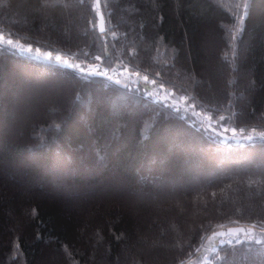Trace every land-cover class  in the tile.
<instances>
[{
  "label": "trees",
  "instance_id": "16d2710c",
  "mask_svg": "<svg viewBox=\"0 0 264 264\" xmlns=\"http://www.w3.org/2000/svg\"><path fill=\"white\" fill-rule=\"evenodd\" d=\"M101 6L105 33L98 31L94 0H0V33L85 66L99 62L137 70L174 89L172 102L185 95V110L174 112L144 98L136 83L130 89L0 43L1 69L7 68V61L17 62L44 79L73 82L80 101L98 100L88 111L84 103L63 108V118L37 116L28 125L29 137L2 140L0 159L22 160L39 151L44 170L55 150L64 149L77 164L86 152L91 159L102 158L103 173L115 172L130 187L149 188V181L161 176L188 177L192 155L173 151L181 143L183 148L205 147L209 158L231 162L230 170L191 187L178 206L161 210L157 220L150 222L153 236L163 241V246L151 250L159 258L155 263L150 261L152 253L142 247L144 238L137 237L142 225L121 210V203L109 215L98 212V225L88 220L80 226L55 202L31 205L29 192L21 198L19 188L13 192L4 188L6 194L0 190V264H40L50 253L62 256L66 264H176L177 257L192 264L216 241L213 233L238 224L254 226V239L222 247L209 264H264V232L260 230L264 227V173L245 163L252 154L264 159V138L247 139L253 128L264 131V0H101ZM211 36L217 43L213 54L219 58L222 81L209 87L201 72L207 71L203 46ZM1 82L0 78V128L5 101ZM137 87L141 90V85ZM95 90L100 94L97 98ZM102 98L125 107L106 105L99 101ZM134 105L139 107L137 112ZM193 109L243 129L242 136L224 137L219 128L203 125ZM207 155L197 156L204 168L209 166ZM157 156L165 162L148 171L149 161ZM5 176L0 181L14 185ZM83 180L77 176L73 182L79 185ZM16 197L21 198L17 211L23 205L27 208L21 221L12 217ZM257 235L262 236L260 242ZM137 242L141 252L136 250Z\"/></svg>",
  "mask_w": 264,
  "mask_h": 264
},
{
  "label": "rangeland",
  "instance_id": "374dc122",
  "mask_svg": "<svg viewBox=\"0 0 264 264\" xmlns=\"http://www.w3.org/2000/svg\"><path fill=\"white\" fill-rule=\"evenodd\" d=\"M80 20L81 15H79V21ZM9 40L12 41L11 44L7 43ZM15 42V40L13 41L10 38H6L0 33V43L13 47L22 54L33 55L36 58L44 60H55L64 64V59L60 58L58 60L56 59V55L49 56V51L43 52L31 45ZM216 44L215 37L211 36L206 40L203 46L205 55H207L205 60V68L207 71L201 72V76L205 79L209 87L217 86L221 84L222 81V69L217 66V59L219 58H214L215 54H213L215 46L217 47ZM217 57H219V55ZM7 64V68L1 69L0 66V78L2 80L1 91L3 93L2 96L5 98V101L2 102L3 107L1 109L4 114V120L0 128V145L2 140H16L25 135L29 137L31 128L28 125L33 119H36L37 116H43V120L44 118L46 119L47 115H49V118L51 116L53 118H63V110L65 108L69 109V107H75L84 103L83 109L88 111V106L98 101L93 98L91 100L80 101L79 98L76 97L73 91L74 89L72 90L74 83L71 81L62 78L44 79L38 76V73L32 72L33 69L17 62L7 61ZM75 67L84 69L77 64H75ZM126 86L130 89L134 88L133 85ZM98 89L99 87L96 90L98 91ZM96 90L93 93L95 98L101 93V89H99V93ZM137 92H141L142 94L145 93L139 89ZM243 94L246 99L245 101L248 102V95H246V93ZM121 98L122 96H120V99ZM99 101L109 106L112 105L118 109L125 107L124 104L119 106L117 100L110 102L106 98H102L99 99ZM133 110L137 112L139 107L134 105ZM196 115L201 119L203 125L211 129L219 128L220 130H218V132L224 137L237 139L225 132L227 129L235 133L232 131L233 128L229 124L219 123L210 113H205L201 109H198ZM77 117L82 120L80 114H76V118ZM222 118L223 117H218V119ZM225 126H229L230 129ZM178 131L180 132V130ZM182 133L181 131L180 134ZM257 133L259 132L256 131L254 133L250 131L247 134L252 136L257 135ZM193 141L195 142V140ZM182 145L181 143H179V145L177 144V148H174L173 151H181L183 153L187 151L192 155L191 162L187 167L186 175L188 177L186 176V179L175 176H161L154 179V181L150 180L149 188L144 185L137 188L133 186L130 187V185H127L126 181L115 172L103 173L105 170V163L102 161V158L99 159L98 157V159H91L88 155L86 156V152H83V160L81 158L82 161H79L80 164H77L73 156H69L64 149H60L54 151V156L50 165L44 170L42 156L39 151L31 152L22 160L11 161L0 159V178L7 175V177H5L8 179L10 178L9 183L15 181L14 185L8 184V180L5 181V184L3 181H0V190L6 194L4 188H7L8 192L11 189L13 192L16 188H19L22 193L20 195L21 198L23 195L27 196V192H29L31 205L46 200L55 202L56 205L61 208L60 210H62V213L70 214L71 220H78L77 224L80 226L88 220H94V223L98 225L99 219H97L96 216L98 212H104L105 215H109L112 207L114 206L117 208V205L121 203V210L125 209L124 211L129 213L136 222L142 225V232L138 233L139 236L137 237L138 239L139 237L144 238L141 240V244H143L142 247L145 251L148 250L151 252L152 249L163 246V241L158 239V236H153L155 234L150 226L151 221L154 223V221L157 220L155 216H159L163 209H168L176 205L178 206L179 201H183L184 193L188 192L191 187H197L198 183L201 181L209 182L215 176H218L221 171L227 170L229 172L230 170L227 167L231 162L223 161L221 158H209L205 147L189 145L183 148ZM205 154L207 155L206 160L209 161L208 168H204L203 163L199 161L197 157L198 155L201 157ZM245 159L246 164L252 163L256 171L264 173V159L253 154L247 156ZM165 160L160 156H157V158L153 157L149 161V168L147 170L153 172V165L155 164L157 167H162ZM212 161L214 162L212 163ZM8 169H11V171ZM10 174H12V177H9L11 176ZM77 176L82 177L84 182L76 185L73 181ZM18 197H16L12 203V205L17 204L12 217L21 221V219L26 217L27 208L23 205V207L20 206V211H17L16 207L21 200V198L20 200L17 199ZM151 211L154 214L150 215ZM143 217H145L146 220ZM145 234L150 235L148 240L145 238ZM229 240L231 239L229 238ZM139 245L140 243L137 242L136 250L138 249V251L141 252L142 249H140ZM151 253L150 261L152 263L157 262L159 260L156 256L157 252L152 251ZM204 255L205 252L203 255L201 254V257ZM201 257H197L192 264L198 261L201 262ZM40 264L66 263L62 256L60 257L57 254L50 253L43 257Z\"/></svg>",
  "mask_w": 264,
  "mask_h": 264
},
{
  "label": "snow or ice",
  "instance_id": "6c2138e0",
  "mask_svg": "<svg viewBox=\"0 0 264 264\" xmlns=\"http://www.w3.org/2000/svg\"><path fill=\"white\" fill-rule=\"evenodd\" d=\"M244 7H245V15H247V8H248V5L245 4ZM241 19H242V17H241ZM7 43H8V44H11L12 41L9 40V41H7ZM48 55L51 56V53H49ZM56 59L59 60L60 57L58 56V57H56ZM97 59H99V57H97ZM96 74H97V75H101V76H106V75H107L106 72H98V73H96ZM135 74H136L137 76L140 75L139 72H136ZM143 79H144L145 81H148L149 78H148L147 75H145V76L143 77ZM116 82L119 83L120 81L117 80ZM151 83L155 84L156 81L153 80V81H151ZM161 87H163V85H161ZM232 131L235 132L236 129H232ZM241 131H243V129H241ZM252 132L255 133V132H256V129L253 128V129H252ZM257 135H258L260 138H264V131H260L259 133H257ZM247 139L252 140L253 138H252L251 136H249ZM260 230H261V232H264V227H261ZM229 231H230V232H233V233H240V232H244L245 230H244L243 228H238V229H230ZM213 234L216 235V233H213ZM219 235L223 236V235H225V233H219ZM246 238H247V239H254L253 236H251V235H247V234H246ZM228 242L231 243V241H228ZM176 264H184V261H183L182 259H180L179 257H177V259H176Z\"/></svg>",
  "mask_w": 264,
  "mask_h": 264
},
{
  "label": "water",
  "instance_id": "95a60500",
  "mask_svg": "<svg viewBox=\"0 0 264 264\" xmlns=\"http://www.w3.org/2000/svg\"><path fill=\"white\" fill-rule=\"evenodd\" d=\"M97 3H98V6H100V2H99V0H97ZM101 13H102L101 11L98 12V16H99L100 18H99V21L97 22V27H98V29H99V32L103 33V32L106 31V27H105V19H104V17L102 16ZM238 228H243V229L245 230V228H244L243 226L229 227V228H227V229H225V230H220V231H218V232L216 233V236H218V237H223V236H226L227 234H233V235H236V234H238V233H233V232H230L229 230H230V229H238ZM252 231H253V229H249V232H250V233H251ZM219 233H225V235L221 236V235H219Z\"/></svg>",
  "mask_w": 264,
  "mask_h": 264
},
{
  "label": "bare ground",
  "instance_id": "6f19581e",
  "mask_svg": "<svg viewBox=\"0 0 264 264\" xmlns=\"http://www.w3.org/2000/svg\"><path fill=\"white\" fill-rule=\"evenodd\" d=\"M95 1V8H96V15H97V22L99 21V16H98V12L99 11H101L102 13V16L104 17V19H105V15H104V13H103V11H102V6H101V0H99V2H100V6H98V3H97V0H94ZM105 27H106V31H107V26H106V19H105ZM98 28V27H97ZM98 31H99V29H98ZM105 31V32H106ZM105 32H103V33H105ZM99 33H101V32H99ZM57 55V54H56ZM66 63V60H64V64ZM63 64V63H62ZM63 64V65H64ZM112 82H114V83H117L116 81L117 80H111ZM119 83H122V82H119ZM122 84H124V83H122ZM124 85H128V84H124ZM133 85V84H132ZM143 95H144V98H147V99H149L150 100V97H147V93L145 94V93H143ZM164 105V104H163ZM165 107H168L167 105H164ZM221 239H223V242L225 243V244H230L228 241H231V240H229V237H227V236H223V237H220ZM231 243H232V241H231Z\"/></svg>",
  "mask_w": 264,
  "mask_h": 264
}]
</instances>
